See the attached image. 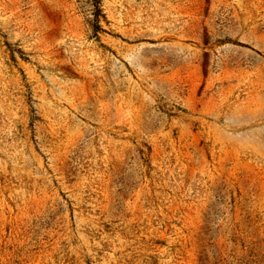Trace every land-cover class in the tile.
<instances>
[{
    "label": "rangeland",
    "instance_id": "374dc122",
    "mask_svg": "<svg viewBox=\"0 0 264 264\" xmlns=\"http://www.w3.org/2000/svg\"><path fill=\"white\" fill-rule=\"evenodd\" d=\"M0 264H264V0H0Z\"/></svg>",
    "mask_w": 264,
    "mask_h": 264
},
{
    "label": "trees",
    "instance_id": "16d2710c",
    "mask_svg": "<svg viewBox=\"0 0 264 264\" xmlns=\"http://www.w3.org/2000/svg\"><path fill=\"white\" fill-rule=\"evenodd\" d=\"M95 1L99 3L100 0H95Z\"/></svg>",
    "mask_w": 264,
    "mask_h": 264
}]
</instances>
